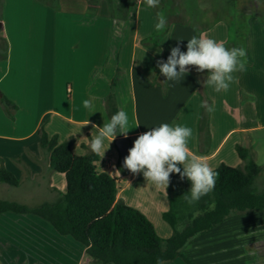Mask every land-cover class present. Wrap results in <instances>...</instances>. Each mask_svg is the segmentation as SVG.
I'll use <instances>...</instances> for the list:
<instances>
[{
  "label": "crops",
  "instance_id": "obj_1",
  "mask_svg": "<svg viewBox=\"0 0 264 264\" xmlns=\"http://www.w3.org/2000/svg\"><path fill=\"white\" fill-rule=\"evenodd\" d=\"M58 5L56 10L39 0H4L1 35L8 48L6 59H0V94L17 111L11 118L0 103V163L19 185L0 184L6 196L0 201L36 207L66 193L64 175L49 169L40 147V128L44 124L60 143L72 140L73 154L85 156L97 134L92 125L110 121L109 95L127 114L130 130L126 137L116 136L104 157L97 154V171L118 180V200L146 216L164 239L173 233L163 219L169 210L167 189L123 167L118 139H126L130 149L152 127L180 125L192 130L189 150L213 170L222 164L243 169L238 146L264 167V18L247 19L248 25L254 23L245 38L246 70L233 74L227 91L216 92L205 83L200 91L191 74L172 87L156 67L172 47L183 51L197 36L191 20L170 25L156 38V11L143 0H58ZM202 34L224 44L233 39L226 20ZM84 100L92 107L84 108ZM204 102L214 110L204 112ZM203 114L210 138L200 144ZM254 184L264 190V180ZM262 245L264 212H255L224 221L195 239L183 255L193 264H264ZM0 264L95 263L82 244L61 236L42 218L5 213L0 216ZM168 264L186 263L177 258Z\"/></svg>",
  "mask_w": 264,
  "mask_h": 264
},
{
  "label": "trees",
  "instance_id": "obj_2",
  "mask_svg": "<svg viewBox=\"0 0 264 264\" xmlns=\"http://www.w3.org/2000/svg\"><path fill=\"white\" fill-rule=\"evenodd\" d=\"M58 10V0H39ZM4 0H0V22L3 17ZM185 0L183 9L186 18L167 23V27L155 34L158 38L172 24H186L189 20L200 36L220 22L216 20L206 27H199L197 21L203 13ZM231 27V24L229 22ZM232 28V27H231ZM248 26L236 31L233 39L224 44L226 47H244ZM1 60L7 57V41L1 35ZM233 34V32H232ZM187 49L182 52H186ZM191 74L204 90L208 70L197 72L196 66H188ZM0 103L8 111H17V106L0 95ZM111 118L118 112L113 95L106 101ZM203 111L206 109L203 107ZM208 120L202 115L199 124L200 144L209 141ZM40 147L47 155L49 169L64 175L66 193L51 203L28 207L10 201H0V216L5 213L35 215L48 222L61 236H70L86 249V255L95 264H156L157 259L172 262L181 258L186 264H193L184 255V250L197 238L212 231L224 221L239 215L264 212V190L254 188L255 179L262 169L255 163L249 150L238 146L236 152L245 163L243 169L222 164L215 172L219 173L214 190L194 205H189L182 197L191 182L181 180L179 174H170L167 187L169 210L163 219L172 228V235L162 239L152 222L138 210L118 200V180L106 173H98V155L91 152L76 156L72 152V140L59 142L58 136L49 137L44 124L39 131ZM86 148V146H84ZM183 171V167L178 165ZM0 184L18 187V179L0 163ZM214 203V210L211 205ZM198 213V214H197ZM264 249V245L261 246Z\"/></svg>",
  "mask_w": 264,
  "mask_h": 264
},
{
  "label": "clouds",
  "instance_id": "obj_3",
  "mask_svg": "<svg viewBox=\"0 0 264 264\" xmlns=\"http://www.w3.org/2000/svg\"><path fill=\"white\" fill-rule=\"evenodd\" d=\"M149 7L156 8L160 0H145ZM156 30L163 31L167 27V18L157 14ZM158 50V53L159 54ZM196 66L197 72L208 70L205 84L213 85L216 92L227 91L234 80L233 74L243 72L247 66V50L244 47H226L224 43L201 34L192 36L187 40V51L182 52L177 45L170 49V55L166 61L158 60L156 67L167 79L164 81L175 87L189 73L188 66ZM84 108H91L90 100L83 101ZM202 107L211 112L214 105L207 102ZM128 116L124 111L113 114L110 121L103 123V126L95 124L92 127L97 129V134L91 139L90 148L93 153L104 157L117 135L127 136ZM137 123L136 127H139ZM192 135L190 128L180 125L162 123L158 127L140 134L129 149L125 157L123 167L131 173H143L146 181L156 187L167 189L170 183V174H179L181 180L187 178L191 182L189 190L182 195L189 204L194 205L204 196L210 194L216 185L218 172H215L202 156L193 154L187 144L188 138ZM110 143L106 146L104 141ZM178 165L183 166V171ZM214 203L211 208L214 210ZM198 214V213H197ZM254 235L249 232L248 235ZM156 264H168L167 261L158 258Z\"/></svg>",
  "mask_w": 264,
  "mask_h": 264
},
{
  "label": "rangeland",
  "instance_id": "obj_4",
  "mask_svg": "<svg viewBox=\"0 0 264 264\" xmlns=\"http://www.w3.org/2000/svg\"><path fill=\"white\" fill-rule=\"evenodd\" d=\"M143 1L146 3L145 0ZM191 4L203 13L202 18L197 21L199 27H206L216 20H226L231 24L233 35L237 30L242 32L247 25L248 36L254 21L248 25L247 19L254 16L264 18V0H191ZM153 9L156 14L162 13L167 18V23L186 18L183 12L185 0H160L159 7ZM2 55L3 47L0 49V57ZM257 179L264 180V167H262V173L255 181ZM253 186L256 188V184ZM1 198H6L5 194L0 193ZM159 236L164 239L162 235L159 234Z\"/></svg>",
  "mask_w": 264,
  "mask_h": 264
},
{
  "label": "water",
  "instance_id": "obj_5",
  "mask_svg": "<svg viewBox=\"0 0 264 264\" xmlns=\"http://www.w3.org/2000/svg\"><path fill=\"white\" fill-rule=\"evenodd\" d=\"M1 29H2V22H0V31H1ZM162 78H165V76H163ZM116 146L119 150V153L121 156V162L123 165L125 157L128 156V154H129L128 141L126 139L120 138L116 141Z\"/></svg>",
  "mask_w": 264,
  "mask_h": 264
}]
</instances>
